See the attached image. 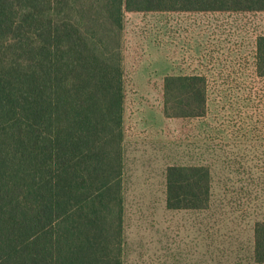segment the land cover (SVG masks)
Listing matches in <instances>:
<instances>
[{
    "label": "trees",
    "instance_id": "16d2710c",
    "mask_svg": "<svg viewBox=\"0 0 264 264\" xmlns=\"http://www.w3.org/2000/svg\"><path fill=\"white\" fill-rule=\"evenodd\" d=\"M153 11L264 0H0V264H124L125 15ZM257 46L264 76V35ZM207 87L166 76L164 114L203 116ZM166 179L170 209L209 207V166L170 165Z\"/></svg>",
    "mask_w": 264,
    "mask_h": 264
},
{
    "label": "rangeland",
    "instance_id": "374dc122",
    "mask_svg": "<svg viewBox=\"0 0 264 264\" xmlns=\"http://www.w3.org/2000/svg\"><path fill=\"white\" fill-rule=\"evenodd\" d=\"M264 11L127 12L124 29V264H264ZM205 76L207 111L167 117L168 75ZM211 168L204 209L167 206V168Z\"/></svg>",
    "mask_w": 264,
    "mask_h": 264
}]
</instances>
